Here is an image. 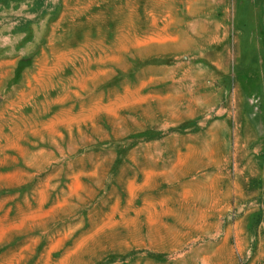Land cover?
Masks as SVG:
<instances>
[{
  "label": "rangeland",
  "instance_id": "rangeland-1",
  "mask_svg": "<svg viewBox=\"0 0 264 264\" xmlns=\"http://www.w3.org/2000/svg\"><path fill=\"white\" fill-rule=\"evenodd\" d=\"M0 264H264V0H0Z\"/></svg>",
  "mask_w": 264,
  "mask_h": 264
}]
</instances>
